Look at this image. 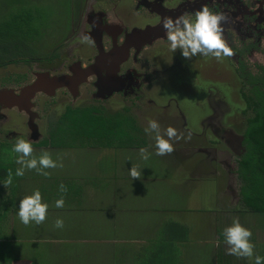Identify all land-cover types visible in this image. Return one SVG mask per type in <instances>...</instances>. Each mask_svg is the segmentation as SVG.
I'll list each match as a JSON object with an SVG mask.
<instances>
[{"label":"crops","instance_id":"0c3cea01","mask_svg":"<svg viewBox=\"0 0 264 264\" xmlns=\"http://www.w3.org/2000/svg\"><path fill=\"white\" fill-rule=\"evenodd\" d=\"M3 1L16 10L0 14L27 13L29 0ZM74 20L73 13L72 29ZM180 132L187 137L183 127ZM148 140L144 137L127 147H109L95 140L35 144L34 152H49L63 167L47 169L49 177L35 170H25L24 176L17 177L20 165L16 163L18 154L12 151L15 139H0V264H182L194 219L203 226L205 204L197 205V200L204 197L212 206L207 211L206 239L209 237L208 243L217 240L219 206L228 200L233 166L223 165L228 150H215L209 137L206 147L202 139L191 137L175 142L174 152L158 156L157 165L153 160L155 138ZM140 148L151 153L148 160L140 158ZM75 154L83 160L66 167L64 156ZM132 166L141 170L140 180L129 175ZM9 169L12 183L5 186ZM61 184L66 186V194L60 192ZM37 189L49 206L47 219L40 225L25 226L17 215L19 203ZM61 195L65 204L57 208L55 202ZM57 219H63V228L55 227ZM76 227L81 229L80 242L68 236ZM77 244L83 248L78 250ZM211 244L217 264L219 250ZM169 252L174 253L172 261L166 256ZM222 256H226L224 252Z\"/></svg>","mask_w":264,"mask_h":264},{"label":"flooded vegetation","instance_id":"af4514ba","mask_svg":"<svg viewBox=\"0 0 264 264\" xmlns=\"http://www.w3.org/2000/svg\"><path fill=\"white\" fill-rule=\"evenodd\" d=\"M129 5L131 9L133 8L130 19L129 12L122 16L116 15L114 10H110L112 14H102L94 10L86 11L83 22L76 25L71 33L72 37L69 36L68 40L90 35L94 43L86 46L89 48L88 54L78 56V59H72L67 64L65 62L68 60L64 59L53 67L54 71H62L60 74L70 73V80L65 84L67 88H59L57 91H61L62 96L70 95L75 100L81 96V87L84 86L87 92L86 98L92 96L96 100L103 101L111 97H120L123 101L127 99V104L132 105V108L128 106L123 108H127L129 112L135 108L139 112L143 105L144 109L149 110V114L161 123L168 116L174 120V114L170 113L168 107L172 103L178 106L176 99L161 97L159 93L161 85L171 77L193 85L194 83L200 85L201 79L204 78L207 82L203 81L199 87L205 90L206 101L197 100L196 103L206 105L209 113L202 116L200 123L197 124L201 132H194L183 121L180 124L185 129L186 136L191 132L192 138H199L206 142L210 136L207 132L210 131L215 138L218 136L225 140L216 139L214 142L209 137L215 150L227 143L228 155L224 156L223 165L227 167L228 164L230 166L233 164L230 167L228 200L229 202L236 200L234 189L238 179L239 201L246 211L236 213L253 218V221L249 222L250 228L244 227L252 232L254 255L252 258H239V260H244V264H255V256L264 257V214L255 213L242 201L240 195L242 181L238 170L248 148L244 132L249 128V121H253L259 109L263 108L264 111V0H134ZM203 6L209 7L214 12H224L228 16V22L224 24V38L233 49L234 55L224 58L223 62H218L213 57L199 55L186 60L179 50L175 53L170 50L162 26L163 18H175L186 14L194 19V14ZM137 21L139 23H134ZM131 23L133 25L129 27ZM80 38L77 45L86 44L81 43ZM69 47L72 50L75 46ZM125 55L124 61L120 62ZM208 58L212 60L209 64L206 63ZM75 61L81 63L77 65ZM200 65L209 66L210 71L201 74L200 70H197ZM81 66H85V70ZM25 81L27 79L20 81L16 87L19 88ZM79 81L81 83L77 85ZM217 83L230 89L229 101L219 91ZM233 94L236 95V101ZM10 103L11 101L0 98V132L4 133L0 135H4L5 139L14 138L15 140L34 137L36 132L32 133L31 126L37 124L40 115L32 120L31 125H28L29 115L24 111L16 112L23 119L17 120L18 130L13 127L6 132L3 125L10 120L6 112L15 109L7 108ZM156 106L159 110L154 111L153 108ZM35 108L36 104H34ZM99 108L108 111L101 106ZM230 108L234 109L235 113L227 120H230L233 125H239V119H244V132L238 138L229 130L216 128L223 127V121ZM228 200L225 198L223 202L228 203ZM261 203H264V200Z\"/></svg>","mask_w":264,"mask_h":264},{"label":"rangeland","instance_id":"374dc122","mask_svg":"<svg viewBox=\"0 0 264 264\" xmlns=\"http://www.w3.org/2000/svg\"><path fill=\"white\" fill-rule=\"evenodd\" d=\"M134 0H35V2L29 0L28 5L26 7L27 13L21 14V17L24 18L25 25L23 26L21 32H24L23 40L21 45L17 46H8L11 48L10 51L7 53V56L4 57L5 54L0 53V60L4 57L5 60L7 59H23L31 61L30 63H17V64H8L5 67H0V88L3 87H13L15 88L20 81L27 79V81L23 82L22 84L25 85L30 83L33 80V73L36 71H50L54 74H60L62 71H54L53 67L58 65L62 60L67 59L65 63H69L72 59H78V56H83L85 53H89V44H81L77 45L80 40L81 36L76 38H72L71 41L68 40L72 30L76 28V25H80V22H83L85 17V13L88 10L94 11H103L105 14H112L110 10H114L116 15H124L127 12L131 13L130 18H132V10L129 4H132ZM3 9V11L1 10ZM15 8H9L7 3L3 0H0V13H9L15 11ZM74 13V27L73 29L70 27V19ZM11 16H15L13 14H0V29L4 30L7 34L0 35V42L10 43L9 42V34H15L16 37H19L20 32L18 30L15 31H8V26L4 23H1L3 19L10 18ZM134 23H139L134 22ZM133 23L129 25L132 27ZM82 26V24H81ZM80 26V28H81ZM0 30V32H1ZM12 32V33H10ZM72 37V36H71ZM69 44V45H68ZM68 45V46H67ZM74 45L75 47L70 50L69 46ZM77 45V46H76ZM57 48L56 50H54ZM50 53H54L55 55L51 60H44L39 61L40 59L36 60L37 58H42L47 56ZM83 61V60H82ZM211 58L206 59V63H211ZM48 69V70H47ZM200 70L201 74L207 73L210 71L209 66L200 65L198 66L197 70ZM203 81H206L204 78L201 79L200 85ZM207 82V81H206ZM235 83V81H234ZM199 84V83H198ZM198 84H189L183 82L181 79H176L171 77L167 79L160 88L159 93H161L162 98H174L177 100V105L172 103L168 108L170 113L174 114L175 119L173 120L170 116L166 117L161 121V132L163 134L164 130L167 127L171 126L177 129L178 132L181 130L180 122L183 121L188 125V128H193L194 132L200 133V127L197 126L200 118L204 115L209 113V108L206 105H202L201 103H196L197 100L200 102L206 101V93L203 88H200ZM21 85V86H23ZM219 91L225 95V99L227 101L230 100V89L228 87H224L223 84L217 83L216 84ZM236 85V83H235ZM19 86V87H21ZM16 87L15 89H17ZM93 91V90H92ZM81 96L77 97L75 100L70 95L62 96L61 91H56L55 95L52 97L45 96L43 94H38L34 101L36 104L35 110L40 115V119L37 120V124L39 127L40 138L39 143L47 142L53 144H83L84 142H90L94 140H99L100 138L93 137L87 134L82 130H79L74 125H68L69 123L60 119V116L63 114L65 108L67 106L76 107V106H93V107H103L108 111L120 110L123 107H130L132 105L127 104V99L123 101L120 97H111L108 100H96L92 96L89 98L87 96V92L85 87H81ZM234 101H236V95L233 94ZM140 111L138 112L135 108L130 110L131 114L137 120L136 129H130V134L134 133L136 136V142L141 140L142 138L146 137L148 141L155 136L153 133L152 135H148L145 133L144 129L148 126V121L155 120L154 116L149 114V110L144 109L142 105L140 107ZM231 110L226 114L225 120L223 121V127H216L217 129H224L229 130L236 138L242 136L244 132V119H239V125H233L230 120H227L229 116L235 113L234 109L230 108ZM154 111L159 110V107L156 106L153 108ZM18 111L16 109L6 112V114L10 117L8 123L4 122V128L7 132V129L15 127L18 130V121L23 120L22 116L17 114ZM237 113H239L237 111ZM182 116V120H181ZM237 117V116H236ZM26 120V117H25ZM173 120V121H172ZM16 121V122H14ZM195 126V128H194ZM196 130V131H195ZM0 134H4L0 132ZM210 138L216 141L223 140L221 137L215 136L208 131ZM138 137V138H137ZM215 138V139H214ZM0 139L4 140L5 136L0 135ZM126 139L134 140L133 138L127 137ZM28 141V139H25ZM17 140L13 144L16 143ZM135 141V140H134ZM100 143H104L105 140L101 139ZM4 145H9V143L3 142ZM46 143V144H47ZM133 145V144H132ZM209 143L205 142V147L209 146ZM131 146V145H129ZM227 143H224L220 146L221 150H225ZM127 147V146H123ZM212 147L214 145L212 144ZM6 148V146L4 147ZM231 151V150H229ZM9 152V151H8ZM44 150L39 149L37 152H33V156L39 157ZM125 152H123L124 155ZM83 159L79 158L78 156H64V161L66 163V167L74 166L77 163L81 162ZM154 162L158 165L159 164V157L155 154L153 157ZM143 168V165L141 166ZM31 184V183H30ZM240 187V182H235V202H221L219 206V215H218V223L216 228V239L220 240V244L218 247V255L225 253L228 257L230 262L236 264H244V260H239V258L228 255L226 252L227 245L224 243L223 238V229L230 226L227 224L229 221H233V218L238 217L240 223L243 226H248L250 228L249 222L253 221V218L250 216H241L242 213H236L238 211H246L245 207L239 201V192L238 189ZM232 188V186H231ZM209 198H202L201 200H197L198 204H205L204 213H202V220L203 226L195 222L192 223L191 230H190V239L189 247L187 252V258L182 261V264H215L216 263V256L214 257L213 254V246L211 243H208L209 237L206 239V225L208 223V214L207 211L211 209L209 205L206 203L209 202ZM198 209V208H195ZM235 211V212H234ZM233 215V216H232ZM199 216V215H198ZM199 218V217H197ZM261 218H259V221ZM199 220V219H198ZM224 224V225H221ZM221 225V226H220ZM222 229V233L220 228ZM80 230L76 227L72 232L68 233L69 237L76 239V242H80L81 235ZM59 239H66L60 236H57ZM203 242V244H202ZM83 247L80 244H77V249H82ZM1 250V244H0ZM223 251V252H221ZM149 255V254H147ZM217 255V256H218ZM58 257V256H54ZM228 262V261H227ZM178 264V263H172ZM181 264V263H180ZM228 264H230L228 262Z\"/></svg>","mask_w":264,"mask_h":264},{"label":"clouds","instance_id":"9594fccd","mask_svg":"<svg viewBox=\"0 0 264 264\" xmlns=\"http://www.w3.org/2000/svg\"><path fill=\"white\" fill-rule=\"evenodd\" d=\"M228 22V16L224 12H214L207 6H203L201 10L194 14V19L186 14H182L175 18L164 17L162 26L166 34L170 50L176 52L179 50L186 60H191L195 56L213 57L218 62H223L224 58H230L234 55L233 49L228 45L224 38V24ZM81 43L92 44L93 38L90 35H83ZM148 135L155 134V154L157 156L170 155L175 150V142L182 139H191V132L185 137L183 132L169 126L161 132V126L156 120H149L148 126L144 129ZM17 153L16 163L20 165L15 171V176L22 177L25 170H35L37 174L49 177L51 173L47 169L62 168V161L54 160L47 151L37 158L33 156L34 149L32 144L23 139H17L13 149ZM140 158L148 160L151 153L148 149L140 148ZM129 175L133 180H140L142 172L137 166L129 169ZM13 173L11 169L7 173V184L12 183ZM60 192L66 194L65 185H60ZM65 204L64 196L56 200L55 207L63 208ZM48 204L42 200V194L37 189L32 195L25 196L20 200L18 217L20 221L28 226L31 223L40 225L45 222L48 214ZM56 228H63V219H57ZM224 243L227 245L226 252L228 255L237 258H252L254 255L255 245L252 243V232L244 227L238 217L233 218L232 224L223 229ZM219 247L220 240L213 242ZM255 264H264V257L255 256Z\"/></svg>","mask_w":264,"mask_h":264},{"label":"trees","instance_id":"16d2710c","mask_svg":"<svg viewBox=\"0 0 264 264\" xmlns=\"http://www.w3.org/2000/svg\"><path fill=\"white\" fill-rule=\"evenodd\" d=\"M24 14V13H22ZM10 18H5L1 23L8 26V31L18 30L20 32L19 37L15 34H9V42H0V53L5 54L10 51L8 46L21 45L24 32L22 28L25 25L24 18L21 14H13ZM1 30V29H0ZM12 33V32H10ZM7 34L4 30H1L0 35ZM55 48L54 50H56ZM55 54L50 53L39 61L51 60ZM4 57L0 60V67H5L8 64H17L20 62L30 63L31 61L23 59H7ZM60 119L68 122V125H74L79 130L84 128V131L93 136L100 138L95 140L97 143L101 139L105 142L102 144L109 147H123L132 145L136 141L134 133L130 134V129H136L137 123L134 117L130 114L127 108L115 111H105L99 107L82 105L80 107H67ZM244 136L248 142V148L239 164V178L242 181V187L240 189V195L245 205L249 206L255 213L264 214V111L263 108L259 109V112L254 116L253 121H249V128L245 130ZM127 137L134 140L126 139ZM138 138V137H137ZM142 140V139H141ZM40 142V141H39ZM31 143L46 144L43 143ZM85 143V142H84ZM53 144V143H52ZM167 258L173 260L174 253H167ZM168 260H166L167 263ZM236 264L230 262L227 256L219 254L217 256V264ZM173 263V262H172ZM171 263V264H172ZM175 263V261H174Z\"/></svg>","mask_w":264,"mask_h":264},{"label":"water","instance_id":"95a60500","mask_svg":"<svg viewBox=\"0 0 264 264\" xmlns=\"http://www.w3.org/2000/svg\"><path fill=\"white\" fill-rule=\"evenodd\" d=\"M98 12V10H97ZM104 13L103 11H99ZM94 41V40H93ZM121 59L120 62L124 61ZM100 60V59H99ZM100 62V61H98ZM75 64H80V61H75ZM83 65V64H82ZM85 70V66H81ZM85 75H83L84 77ZM70 73L54 74L50 71H36L34 72V78L30 83H27L17 89L13 87L0 88V98L11 101L7 108H15L19 112H27L29 115L28 125H31L32 120L37 118L39 114L34 109L35 97L39 93H43L46 96L52 97L55 95L59 88H64L67 85L66 82L70 80ZM81 81L77 83L79 85ZM67 88V87H66ZM32 133H35L34 137L28 138L31 143H37L40 138L39 129L37 130V124L31 126Z\"/></svg>","mask_w":264,"mask_h":264}]
</instances>
